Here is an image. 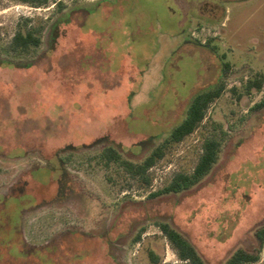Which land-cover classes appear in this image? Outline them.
Listing matches in <instances>:
<instances>
[{
    "label": "rangeland",
    "instance_id": "1",
    "mask_svg": "<svg viewBox=\"0 0 264 264\" xmlns=\"http://www.w3.org/2000/svg\"><path fill=\"white\" fill-rule=\"evenodd\" d=\"M34 1L0 0V264H182L164 222L205 264L256 252L264 0ZM27 29L41 45L10 51ZM254 78L262 88L247 93ZM220 84L199 128L168 142L189 102ZM210 138L219 152L199 184L151 198L175 174H192ZM66 147L61 192L51 168ZM106 147L121 149L120 162L105 165ZM157 147L164 156L149 184L121 164ZM253 264H264V242Z\"/></svg>",
    "mask_w": 264,
    "mask_h": 264
},
{
    "label": "trees",
    "instance_id": "2",
    "mask_svg": "<svg viewBox=\"0 0 264 264\" xmlns=\"http://www.w3.org/2000/svg\"><path fill=\"white\" fill-rule=\"evenodd\" d=\"M30 1V0H25ZM47 0H35L34 5H44ZM41 33L40 31L27 29L25 31H17L10 44L9 50L12 52L25 53L31 48H37L41 45ZM4 64L10 65V62L4 61ZM227 68L228 64H224ZM263 79L254 78L250 79L246 83L247 93L252 90L259 91L262 88ZM224 89V85L214 87L208 91L196 95L188 104L186 114L183 121L175 127L167 137V141L170 143H179L183 141L187 136L194 133L201 123L203 122L206 112L211 103L218 99ZM256 108L264 107L263 100L256 104ZM219 142L213 138L205 140L202 146V153L198 158V161L193 169L192 174H175L170 183L162 190L150 195L151 198H158L166 195L178 194L185 192L193 187L197 186L201 179L207 175L216 162L219 152ZM71 147L63 148L55 153L57 159V166L53 165L51 168L53 172L58 171L57 183L60 191L66 190L67 187V174L66 167L62 156L71 151ZM120 148L106 147L103 149V158L105 159V165L109 166L112 162H120ZM164 151L161 147L155 148L151 153L144 158L140 164H133L129 161L121 162L124 165L126 171L133 176H140L143 178L146 184L150 183L147 176V171L155 165V163L162 159ZM49 166V164H48ZM50 165L49 167H51ZM160 231L164 237L168 240L170 245L175 250L178 259L182 264H205L201 255L196 251L192 244L177 230L173 229L168 223H160L158 225ZM258 250L256 252H249L243 249H238L233 252L226 260V264H253L259 260V251L264 242V226L259 228L255 233ZM139 236H137L138 239ZM151 259L157 260L153 253H150Z\"/></svg>",
    "mask_w": 264,
    "mask_h": 264
}]
</instances>
